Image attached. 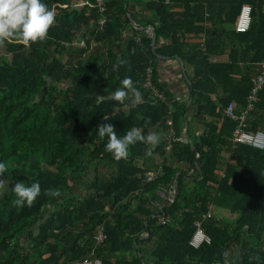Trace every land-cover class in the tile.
<instances>
[{
    "label": "trees",
    "instance_id": "obj_1",
    "mask_svg": "<svg viewBox=\"0 0 264 264\" xmlns=\"http://www.w3.org/2000/svg\"><path fill=\"white\" fill-rule=\"evenodd\" d=\"M70 1L43 0L56 13L43 41L0 45V161L8 169L0 176V191L7 189L0 195V264H74L92 254L103 264H148L145 256L153 264H264V151L234 147L238 124L224 116L233 102L247 106L252 80L264 64V0H153L149 10L160 21L157 39L171 44L154 50L152 39L137 40L135 31L121 55L115 47L129 23L122 19L123 5L108 0L107 25L90 33L81 48L76 42L82 30L99 25L101 16L95 0L82 11L71 10ZM244 5L253 9L252 25L239 34L234 25ZM187 36L205 41L190 45ZM93 43L104 46L105 60L91 53ZM229 43L235 46L230 62L212 63ZM159 56H178L193 68L192 105L205 107L199 119L203 132L190 137L195 150L183 143L187 103L158 81ZM150 66L166 102L145 87ZM125 77L141 92V103L113 100ZM102 123L112 124L118 137L132 129L158 134L155 153L162 162L141 142L126 158L115 159L105 150L107 137L98 134ZM248 126L249 133L264 132V89ZM170 159L177 160L175 168ZM140 160L154 161L153 180H148L153 170ZM97 162L115 171L96 177L88 196L77 198ZM178 174L179 195L166 201V220L152 218L153 195L172 192ZM34 182L41 195L31 206H16L14 185ZM198 220L211 243L194 249L190 241ZM101 226L107 241L99 246L95 236Z\"/></svg>",
    "mask_w": 264,
    "mask_h": 264
},
{
    "label": "crops",
    "instance_id": "obj_2",
    "mask_svg": "<svg viewBox=\"0 0 264 264\" xmlns=\"http://www.w3.org/2000/svg\"><path fill=\"white\" fill-rule=\"evenodd\" d=\"M115 1L119 3L120 5L121 4L123 5L125 14H123L124 16H122V19L125 22L126 21L129 22L127 24V28L124 33L123 39L120 42H118L115 47V52L118 53V55H121L122 52H124L127 49L128 44L131 41V39L135 36L134 34L135 31L139 33V35H137V40H140L141 36L147 35V31H150L152 34L154 32L155 34V31H156L155 27L157 28L158 26H160V21H159V18L155 16V13L149 10V5L153 0H115ZM70 3L72 6L71 10L82 11L87 8L89 0H71ZM99 29H101L100 26H99ZM83 30L79 37V39H81L83 43L78 44L76 42L77 46L81 48L86 47V42L90 39L89 34L94 32V31L90 32L88 30H85V31ZM145 30H146V33L144 32ZM234 30H235V25H234ZM201 39H198L197 37H192V36L186 37V41L189 42L190 45L194 44V42H199ZM202 41L204 42L205 39L203 38ZM170 44H171L170 41L159 38L157 39V43H156L154 50H156L157 47L164 48L165 46H169ZM188 48L189 46L187 45V50ZM234 49H235V46H233L232 43H229V45L225 47V53L222 55L221 54L217 55L216 57L212 58L211 59L212 63H229ZM103 51H104V46L98 45L96 43L92 44L91 53L99 54L100 58L105 60V57L103 56L105 54L103 53ZM158 59L159 61H158L157 66H158L159 83L164 85L167 91H169L171 94H173L177 98L176 100H178V102L187 103V107H188L189 103L191 101L193 102V97L190 95V90H189V86H191L190 80L193 78V75H194L193 68L189 66L185 61L179 59L178 56L177 57L159 56ZM63 61L66 62L67 57H64ZM260 70L258 71V74L260 73ZM154 78H155V75H154ZM213 98L216 99V95H214ZM204 110H205L204 106H200V105L191 106L190 113H189L190 137L191 135H195V134L199 135L203 132L202 126L204 123H201L199 119H200L202 112H204ZM157 146L151 148V153L152 154L154 153L153 155L154 159L157 163H159V162H162V159L158 154L155 153ZM176 161H177L176 159L169 160L168 164L170 168H175L176 163H177ZM144 162H146L147 167H150V170H153L152 172L148 174V176L154 175L153 173L154 172V161L147 162L145 160H140L139 164L143 166ZM94 166H96L97 169L100 167L99 163ZM94 166H92L90 170H92L95 174H89L88 173L89 169H88L85 175V178H86L85 181H83L82 184L78 186L77 198L84 199L85 197H87L89 193L87 189L89 183L93 182L96 179V177L99 178L98 173ZM107 167L108 166L104 167L106 169L105 175L102 173L105 177L112 175V173L115 171L114 170V171L108 172L109 170H107ZM187 168H188L187 166H184L183 169L187 170ZM86 189L87 191L83 192L84 197L82 196L80 197V195L82 194V190H86ZM166 193L175 194V182H174V188L172 192H166ZM166 201L167 200L164 197H157L156 199L157 204L161 205L164 208L167 205ZM149 248L150 246L144 249V255L147 254ZM138 254L140 255V253ZM145 258L148 264H153V262L150 260L149 257L145 256Z\"/></svg>",
    "mask_w": 264,
    "mask_h": 264
},
{
    "label": "clouds",
    "instance_id": "obj_3",
    "mask_svg": "<svg viewBox=\"0 0 264 264\" xmlns=\"http://www.w3.org/2000/svg\"><path fill=\"white\" fill-rule=\"evenodd\" d=\"M56 13L43 0H0V45L13 40H22L25 45L43 41L47 38L50 28L54 25ZM113 100L120 104H139L142 102L141 92L134 86L131 78L125 77L121 87L115 90ZM98 134L107 137L105 150L117 160L126 158L131 146L137 142L155 147L160 142L158 134L142 135L139 130H129L124 136L118 137L114 126L102 123L98 126ZM7 165L0 161V176L7 172ZM17 199L16 206H31L41 195V185L34 182L30 186L16 183L12 188ZM7 189L0 191V195Z\"/></svg>",
    "mask_w": 264,
    "mask_h": 264
},
{
    "label": "built area",
    "instance_id": "obj_4",
    "mask_svg": "<svg viewBox=\"0 0 264 264\" xmlns=\"http://www.w3.org/2000/svg\"><path fill=\"white\" fill-rule=\"evenodd\" d=\"M165 3L169 4L170 0H164ZM107 2L108 0H95V6L101 16L99 26L104 28L108 23L107 17ZM252 13L253 9L249 5H244L235 23V31L239 34L247 33L252 25ZM149 38L153 36L150 31H147ZM154 69L152 66L148 67L145 73V87L153 93L156 99L166 102L164 94L160 93L154 84ZM253 88L247 98V106L245 108H240L235 102L231 103L225 110L224 116L238 124L236 128L231 143L234 147L238 145L248 146L253 149L264 151V132L259 131L256 134L248 132L249 122L252 112L256 110V105L260 100V93L264 89V64L261 65L260 73L252 80ZM167 126L172 127L173 121L169 119L167 121ZM170 150V147L168 148ZM156 175L148 176V180L151 181ZM174 196V194H171ZM211 211L208 216H204L203 219H209L213 215ZM197 231L190 241V246L194 249H199L204 244H210L211 239L205 233L203 229V220H198L195 224ZM107 241V235L105 233V228L101 226L95 236V242L97 245H102ZM74 264H103V262L92 254L87 259L75 262Z\"/></svg>",
    "mask_w": 264,
    "mask_h": 264
},
{
    "label": "water",
    "instance_id": "obj_5",
    "mask_svg": "<svg viewBox=\"0 0 264 264\" xmlns=\"http://www.w3.org/2000/svg\"><path fill=\"white\" fill-rule=\"evenodd\" d=\"M97 29H99V26L97 24H92V25L87 26L83 31L88 30L90 32H93V31L95 32V31H97ZM144 32L146 33V30ZM77 43L80 44V43H83V42H82L81 39H79L77 41ZM156 43H157V36L153 32V37H152L153 48H155ZM41 98H43V95H41ZM36 101L39 102V97L36 98ZM192 103H193L192 101L189 103L187 114H186V117H185V129H184V132H183V143L186 144V145H191L192 149L195 150L194 146L192 145V142H191V139H190V132H189V113H190V108L192 106ZM128 105L130 106L131 104L129 103ZM197 166H198V162H197ZM198 169H199L200 175H202L201 169L199 167H198ZM88 173L89 174H95L90 169L88 170ZM178 195H179V174L175 178V194H174V196H172L171 194H167L163 190L162 191H158V192H156L153 195L152 203L154 204V206L156 208V211L154 212L152 218H157L160 221H164L167 218L164 207H162L161 205L157 204V202H156L157 197H164L168 202H175L177 200V198H178ZM43 219H44V217H42V220ZM146 224H147V222H146ZM33 230H34L36 235L39 233V230H38L37 227L34 228ZM147 232H149V227L148 226H147ZM148 237H149V235L142 236V237H140V240L146 239ZM136 245H137V242H136Z\"/></svg>",
    "mask_w": 264,
    "mask_h": 264
},
{
    "label": "rangeland",
    "instance_id": "obj_6",
    "mask_svg": "<svg viewBox=\"0 0 264 264\" xmlns=\"http://www.w3.org/2000/svg\"><path fill=\"white\" fill-rule=\"evenodd\" d=\"M98 164V162L97 163H95L94 165H97ZM94 165H92V166H94ZM95 168H96V166H94ZM100 169H99V173H98V176H99V178H100V180H102V179H104V175H105V173H106V169L104 168V167H99ZM107 170H109L108 172H111V171H114L115 169H114V167L112 166V165H110V166H108L107 167ZM101 173V174H100ZM104 175H103V174ZM192 185V184H191ZM76 190V189H75ZM85 191H87V189L86 190H82V194L80 195V197L82 196V197H84V194H83V192H85ZM76 192H78V189L76 190ZM218 212V211H217ZM219 214L221 213V211H219L218 212ZM221 216L222 217H224V218H228V216H227V214H221Z\"/></svg>",
    "mask_w": 264,
    "mask_h": 264
}]
</instances>
